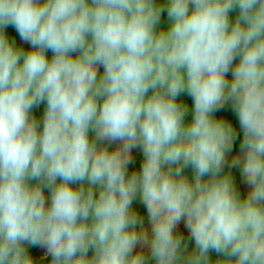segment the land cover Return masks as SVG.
Wrapping results in <instances>:
<instances>
[{
  "label": "clouds",
  "instance_id": "obj_1",
  "mask_svg": "<svg viewBox=\"0 0 264 264\" xmlns=\"http://www.w3.org/2000/svg\"><path fill=\"white\" fill-rule=\"evenodd\" d=\"M0 264H264V0H0Z\"/></svg>",
  "mask_w": 264,
  "mask_h": 264
},
{
  "label": "trees",
  "instance_id": "obj_2",
  "mask_svg": "<svg viewBox=\"0 0 264 264\" xmlns=\"http://www.w3.org/2000/svg\"><path fill=\"white\" fill-rule=\"evenodd\" d=\"M237 12L234 11L233 13H231L230 15L232 16V18L234 19L235 16H236ZM167 19H166V14L165 16L162 18V27H167ZM26 50L28 49V47H24ZM49 57L51 56V53L49 52L48 53ZM179 100L185 102L188 104L189 106V109L191 110V107H192V99L190 96L187 95V93H183L181 94L180 97H178ZM43 108H44V105H41L40 107L38 108H34L33 109V112L34 114L37 116V118H42V115H43ZM215 116L217 118H222V119H225V120H228L229 122H231L233 124V126L236 128L238 134H239V138L237 139L238 142H240V139H242V132L240 131L239 129V124H238V119L237 117L235 116V114L232 112L231 110V107L230 106H226L225 108L219 110L218 112L215 113ZM187 120H190L191 119V111L189 112V115L186 117ZM139 165L138 164L135 168H139ZM132 168L130 167V170ZM186 174L189 175V177H191V169H187L186 170ZM45 193L46 195H48L47 193V190H45ZM182 232H184L185 236H187V232L184 231V230H181ZM193 242H190L189 243V247L192 245ZM29 247V252L31 254H33L35 257H38V247H31V246H28ZM211 257L213 259L216 258V254L213 252V253H210ZM50 259V258H49Z\"/></svg>",
  "mask_w": 264,
  "mask_h": 264
},
{
  "label": "rangeland",
  "instance_id": "obj_3",
  "mask_svg": "<svg viewBox=\"0 0 264 264\" xmlns=\"http://www.w3.org/2000/svg\"><path fill=\"white\" fill-rule=\"evenodd\" d=\"M7 34L10 36V38H14L17 42V45L19 46H22V47H29L28 45L24 44L22 41H20L19 39V36L18 34L15 32V29L12 28V27H9L7 30ZM229 78H230V75H229ZM239 143L238 141H236V144H235V149L234 151H238V148H239ZM116 145H111V147H115ZM133 157H134V163L132 165H130L131 168H135L138 164L141 163L142 161V156L139 152V150H134L133 152ZM227 171V169H226ZM233 175L236 179V182H237V186L239 188V190L241 191V194H245L246 191L248 190L247 187L245 185H243L241 179H240V174H239V171L238 170H233ZM137 210L138 212L144 217L145 219V226L147 227L148 226V221H147V212H146V209L145 207L143 206L142 203H140L139 201V198H137V200L134 202V205H133ZM180 227V230H184V227H183V224L181 223V225L179 226ZM194 246V242L192 243V245L189 247L190 249ZM38 255L40 254V250L38 249L37 251Z\"/></svg>",
  "mask_w": 264,
  "mask_h": 264
}]
</instances>
